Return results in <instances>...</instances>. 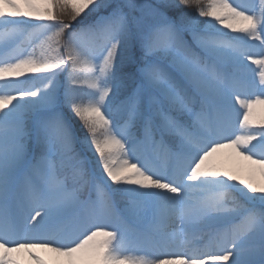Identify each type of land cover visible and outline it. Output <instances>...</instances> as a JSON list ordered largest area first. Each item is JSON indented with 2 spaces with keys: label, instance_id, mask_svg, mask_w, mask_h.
I'll list each match as a JSON object with an SVG mask.
<instances>
[{
  "label": "snow or ice",
  "instance_id": "snow-or-ice-1",
  "mask_svg": "<svg viewBox=\"0 0 264 264\" xmlns=\"http://www.w3.org/2000/svg\"><path fill=\"white\" fill-rule=\"evenodd\" d=\"M0 264H264V0H0Z\"/></svg>",
  "mask_w": 264,
  "mask_h": 264
},
{
  "label": "rangeland",
  "instance_id": "rangeland-1",
  "mask_svg": "<svg viewBox=\"0 0 264 264\" xmlns=\"http://www.w3.org/2000/svg\"><path fill=\"white\" fill-rule=\"evenodd\" d=\"M145 2L151 4V3H156L157 0H145ZM81 134L83 135V133ZM221 161L223 162L224 166L227 168H231L234 166V161L231 158H229L227 154L221 157Z\"/></svg>",
  "mask_w": 264,
  "mask_h": 264
},
{
  "label": "trees",
  "instance_id": "trees-1",
  "mask_svg": "<svg viewBox=\"0 0 264 264\" xmlns=\"http://www.w3.org/2000/svg\"><path fill=\"white\" fill-rule=\"evenodd\" d=\"M201 4L204 5L206 4V0H201ZM195 10V6H193V8L190 9H185V11H189V12H193Z\"/></svg>",
  "mask_w": 264,
  "mask_h": 264
}]
</instances>
